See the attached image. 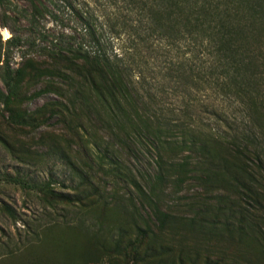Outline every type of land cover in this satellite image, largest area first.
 <instances>
[{"label":"trees","instance_id":"1","mask_svg":"<svg viewBox=\"0 0 264 264\" xmlns=\"http://www.w3.org/2000/svg\"><path fill=\"white\" fill-rule=\"evenodd\" d=\"M21 1L26 35L7 43L24 42L28 50L17 67L0 66L3 115L12 127L36 131L53 121L55 131L42 132L39 142L76 182L72 193L50 182L37 186L55 217L48 213L52 224L8 255L35 247L32 264L103 257L125 264H195L197 257L198 264H264V105L250 46L251 38L264 46V0ZM0 7L18 10L12 0H0ZM64 10L70 30L47 41L42 20L62 26ZM154 36L166 45L187 41L190 54L178 62V76L196 75L198 88L246 96L250 127L213 131L202 121L160 114L130 60L141 46L150 49ZM46 94L54 97L22 107ZM141 147L153 155L147 170L133 161ZM57 227L71 236L54 240L47 231Z\"/></svg>","mask_w":264,"mask_h":264},{"label":"rangeland","instance_id":"2","mask_svg":"<svg viewBox=\"0 0 264 264\" xmlns=\"http://www.w3.org/2000/svg\"><path fill=\"white\" fill-rule=\"evenodd\" d=\"M12 1L18 10L0 7V66L7 63L9 67L14 68L22 62L23 54L27 52L28 47L24 42L16 46L7 43V39L12 35L25 37L27 27L25 19L18 13L19 10L26 8V4L21 0ZM76 1H81L80 6L84 5L82 0ZM87 1L90 5L94 4V0ZM60 17L63 20L60 23L65 28L50 18L46 17L42 20L41 30L47 34V41L62 30H70L69 26L72 22L67 19L65 10ZM2 20L5 22L2 23ZM34 37L36 44L42 43L37 35ZM261 38L264 42V37ZM255 39H250V46L256 49L255 56L259 66L256 68L260 83L259 99L264 105V46L263 50L260 49V42ZM151 41L150 49L141 46V50L130 60L136 78L144 83V92L151 93L150 98L160 114L170 119L177 115L195 124L202 121L205 127H210L213 131L228 130L236 133L250 127L251 116L248 113L249 103L246 96L242 98L233 93L226 96L213 87L198 88L200 82L196 75L191 78L178 76L176 71L178 62L190 54L185 46L186 40L166 45L154 36ZM197 58H195L196 65H198ZM0 87L3 88L1 81ZM53 97L51 94L42 95L24 101L22 107L34 109ZM215 111L218 116L213 115ZM3 113L0 104V134L6 135V141L13 142L16 150L24 152L13 153L7 147L6 141L0 138V264H19V260L22 261L21 263L32 264L33 257L37 256L35 247L22 249L12 255H8V252L14 253L15 247L20 243L33 238V232L41 231L42 227L52 224L50 218L55 217L56 210L52 207L43 208L44 203L39 200L41 193L37 191V186L50 182L55 190L72 193L71 188L76 180L63 161L55 155L48 154L47 147L39 142L38 137L42 132L55 131L53 121L37 131L31 128L21 129L12 127ZM152 157V152L148 151V148L141 147L138 148L133 161L140 170H147ZM185 194L184 199L192 197L189 193ZM177 196L179 195H171L170 199L178 200ZM183 201L181 199V202ZM50 212L52 216H49ZM47 232L54 240H59L61 236H71L70 229L65 227L53 228ZM55 244L58 247L60 242L56 241ZM195 261V264H198V257ZM116 262L125 264V260L121 258ZM116 262L103 257L101 260L90 259L88 264H116ZM187 264L192 263L187 261Z\"/></svg>","mask_w":264,"mask_h":264}]
</instances>
